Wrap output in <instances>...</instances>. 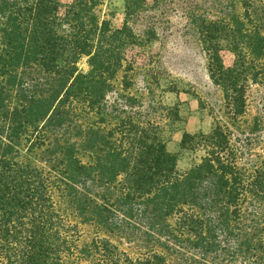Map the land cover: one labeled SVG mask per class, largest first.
I'll use <instances>...</instances> for the list:
<instances>
[{
  "label": "trees",
  "instance_id": "16d2710c",
  "mask_svg": "<svg viewBox=\"0 0 264 264\" xmlns=\"http://www.w3.org/2000/svg\"><path fill=\"white\" fill-rule=\"evenodd\" d=\"M122 1V26L112 29L96 13L100 0H0V264H167L183 244L197 264H264V161L241 170L220 125L182 134L180 150L204 154L182 174L149 122L128 117L118 129L77 126L73 138L58 135L73 123V103L100 114L126 51L156 39L153 24L133 28L147 0ZM151 2L160 8L166 0ZM256 3L240 0L242 15L233 9L228 21L196 28L209 78L234 117L244 112L247 83L264 77V0ZM221 42L233 56L229 67ZM129 86L124 76L122 90ZM40 125L52 133L47 172L17 161L20 139ZM56 192L82 224L142 242L144 256L132 259L104 238L78 246ZM134 216L141 227L126 234L123 221Z\"/></svg>",
  "mask_w": 264,
  "mask_h": 264
},
{
  "label": "rangeland",
  "instance_id": "374dc122",
  "mask_svg": "<svg viewBox=\"0 0 264 264\" xmlns=\"http://www.w3.org/2000/svg\"><path fill=\"white\" fill-rule=\"evenodd\" d=\"M256 2L257 8H261L262 0ZM147 6H152L151 0H147ZM149 7L133 28L143 32L148 24H153L156 39L126 51L123 68L112 81L113 89L102 103L100 114L95 109L90 110L86 104L73 103V123L58 135L73 138L77 126L100 127L105 131L118 129L120 122L128 117L141 125L149 122L160 128L167 151L177 154L176 169L182 174L204 156L202 150H180L182 134H206L214 124H218L227 132L230 145L235 150L237 166L250 173L254 166L264 161V77L247 83L244 112L237 117L231 115L222 90L209 78L208 57L196 30L201 20L228 21L233 9L242 15L244 9L240 0H166L160 8ZM96 13L100 21H108L112 29H119L124 19L123 1L100 0ZM220 44L223 64L229 67L233 56L224 42ZM78 67L87 71L85 58ZM126 68L129 71H125ZM124 76L130 84L126 91L122 90ZM51 136L52 133L41 125L36 132L29 131L23 135L17 161L47 172L46 151L50 148ZM78 157L82 163L90 162L86 154L79 153ZM53 201L65 224L76 232L73 239L78 246L93 238H104L132 259L141 258L146 253L147 249L140 241L82 224L58 192L54 194ZM175 221V217L169 219L172 225ZM141 224L140 216L137 219L134 216L123 221V228L129 234L137 232ZM183 246L185 244L180 248L176 246L175 252L167 255V264L199 263L200 257Z\"/></svg>",
  "mask_w": 264,
  "mask_h": 264
}]
</instances>
